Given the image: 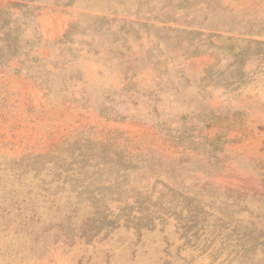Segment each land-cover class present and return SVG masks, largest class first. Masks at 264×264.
<instances>
[{"label": "rangeland", "instance_id": "obj_1", "mask_svg": "<svg viewBox=\"0 0 264 264\" xmlns=\"http://www.w3.org/2000/svg\"><path fill=\"white\" fill-rule=\"evenodd\" d=\"M0 264H264V0H0Z\"/></svg>", "mask_w": 264, "mask_h": 264}]
</instances>
